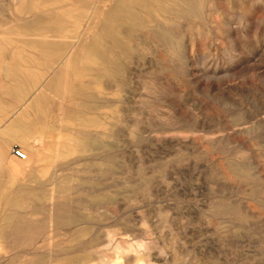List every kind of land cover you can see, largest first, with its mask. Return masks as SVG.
Wrapping results in <instances>:
<instances>
[{"label": "rangeland", "instance_id": "rangeland-1", "mask_svg": "<svg viewBox=\"0 0 264 264\" xmlns=\"http://www.w3.org/2000/svg\"><path fill=\"white\" fill-rule=\"evenodd\" d=\"M9 1L0 264H264V0Z\"/></svg>", "mask_w": 264, "mask_h": 264}, {"label": "bare ground", "instance_id": "bare-ground-1", "mask_svg": "<svg viewBox=\"0 0 264 264\" xmlns=\"http://www.w3.org/2000/svg\"><path fill=\"white\" fill-rule=\"evenodd\" d=\"M9 1V0H8ZM96 1H98V0H96ZM95 1V2H96ZM125 2H126V0H124ZM128 1V0H127ZM138 1V0H137ZM144 1V0H143ZM142 1V2H143ZM223 1V0H222ZM240 1V0H239ZM9 2H11V1H9ZM8 2V3H9ZM12 2H15L14 0H12ZM33 2V1H32ZM112 2V1H111ZM151 3H152V1H150ZM205 0H180V2L179 3H175V6H177V8H180V9H182V11L183 12H187V13H190V12H195V11H197V10H200V8L205 4ZM224 2V1H223ZM226 2V1H225ZM34 3V2H33ZM77 3H79V2H77ZM128 3V2H127ZM130 3V2H129ZM174 3V2H173ZM210 3V2H209ZM212 3V2H211ZM238 3V2H237ZM36 4V3H35ZM40 4V3H39ZM139 4V3H138ZM154 4V3H153ZM22 5V4H21ZM131 5V4H130ZM161 5V4H160ZM172 5V4H171ZM206 5V4H205ZM212 5V4H211ZM236 5V4H235ZM10 6V5H9ZM20 6V5H19ZM28 6V5H27ZM79 6H81V5H79ZM109 6V5H108ZM124 6V5H123ZM139 6V5H138ZM137 6V8H139ZM14 7H16V5L14 6ZM81 7H83V6H81ZM134 7V6H133ZM144 7V6H143ZM142 7V8H143ZM159 8H160V6H158ZM26 8V7H25ZM100 8V7H99ZM157 8V7H156ZM170 8V7H169ZM30 9V8H29ZM83 9V8H82ZM82 9H79V10H82ZM98 9V8H97ZM121 9V8H120ZM135 9V8H134ZM145 9V8H144ZM150 9V8H149ZM207 9V8H206ZM32 10V9H31ZM102 10V9H101ZM104 10V9H103ZM108 10V9H107ZM136 10V9H135ZM134 10V11H135ZM140 10H141V7H140ZM174 10V9H173ZM209 10V9H208ZM17 11V10H16ZM116 11V10H115ZM147 11V10H146ZM165 11H167L166 9H165ZM178 11V10H177ZM76 12H77V10H76ZM124 12V14H125V11H123ZM127 12L128 13H132V15H134L135 16V13L137 12V10L135 11V12H133V8H130V6H129V8H127ZM141 12V11H140ZM139 12V13H140ZM150 12V11H149ZM168 12V11H167ZM172 12V11H171ZM200 12V11H199ZM206 12V11H205ZM12 13H13V11H12ZM11 13V14H12ZM106 13V12H105ZM121 13V12H120ZM36 14V13H35ZM34 14V15H35ZM40 14V13H39ZM46 14V13H45ZM97 14H99V12L97 13ZM116 14H118V13H116ZM147 14V13H146ZM176 14V13H175ZM202 14V13H201ZM204 14V13H203ZM13 15V14H12ZM33 15V16H34ZM108 15V14H107ZM155 15V14H154ZM194 15V14H193ZM205 15H206V13H205ZM246 15V14H245ZM11 16V15H10ZM46 16V15H45ZM102 16V15H101ZM100 16V17H101ZM109 16H111V15H109ZM143 16V15H142ZM148 16V15H147ZM151 16H153V15H151ZM166 16H167V14H166ZM169 16V15H168ZM172 16H174V15H172ZM14 17H15V15H14ZM18 17V16H17ZM34 17H36V16H34ZM104 17V16H103ZM193 17V16H192ZM12 18V17H11ZM23 18V17H22ZM25 18H26V16H25ZM32 18V17H31ZM37 18V17H36ZM39 18V17H38ZM95 18V17H94ZM93 18V19H94ZM108 18V17H107ZM116 18V17H115ZM121 18H124V17H121ZM132 19L133 18H135V17H131ZM145 18V17H144ZM154 18V17H153ZM166 18V17H165ZM178 18V17H177ZM183 18V17H182ZM16 19V18H15ZM33 19V18H32ZM101 19H103L102 17H101ZM159 19V18H158ZM176 19V18H175ZM178 19H181V18H178ZM34 20V19H33ZM106 20V19H105ZM163 20H165V19H163ZM10 21V20H9ZM8 21V22H9ZM28 21V20H27ZM49 21V20H48ZM119 21H120V19H119ZM144 21V20H143ZM147 21V20H146ZM158 21V20H157ZM160 21V20H159ZM169 21H171V20H169ZM175 21V20H174ZM25 22V21H24ZM30 22V21H29ZM100 22V21H99ZM99 22H98V24H99ZM130 22V21H129ZM147 22H149V21H147ZM176 22V21H175ZM189 22V21H188ZM196 22V21H195ZM28 23V22H27ZM165 23H166V21H165ZM45 24H46V22H45ZM126 24V23H125ZM169 24H170V22H169ZM177 24H179V23H177ZM110 25V24H109ZM109 25H107L106 27H109ZM173 25V24H172ZM181 25V24H180ZM13 26V25H12ZM111 26V25H110ZM113 26V25H112ZM127 26V25H126ZM129 26V25H128ZM136 26V25H135ZM143 26V25H142ZM154 26V25H153ZM176 26V25H175ZM14 27V26H13ZM40 27V26H39ZM18 28V27H17ZM36 28V27H35ZM38 28V27H37ZM96 28V27H95ZM110 28V27H109ZM137 28V27H136ZM153 28V27H152ZM151 28V29H152ZM155 28V27H154ZM40 29V28H39ZM46 29V28H45ZM92 29V28H91ZM93 29H94V27H93ZM92 29V30H93ZM108 29V28H107ZM132 29V28H131ZM157 31H156V37H157V39L160 41V43H161V46H159V47H161V48H163L167 53H169L172 57H175V55L177 56H180L181 54H182V50H180V48H182V43L180 42V40H182V39H180V40H178L177 39V37L173 34V30L172 29H170V28H168L167 27V25L166 24H159V25H157ZM179 29V28H178ZM186 29H187V27H186ZM33 30V29H32ZM35 30V29H34ZM101 30V29H100ZM112 30H114V29H112ZM111 30V28H110V32L112 31ZM141 30H143V29H141ZM175 30V29H174ZM177 30V29H176ZM3 31V30H2ZM25 31V30H24ZM40 31V30H39ZM95 31V30H94ZM137 31H139V30H137ZM152 31V30H151ZM178 31V30H177ZM17 32V31H16ZM40 33V32H39ZM38 33V34H39ZM43 33V32H42ZM94 33V32H93ZM114 35L116 36L117 34H115L116 33V31L114 30ZM139 33V32H138ZM19 34V33H18ZM29 35H30V31H29V33H28ZM140 34V33H139ZM147 34V33H146ZM187 34V33H186ZM34 35L36 36V34H35V31H34ZM106 35H107V33H106ZM136 34H134V36H135ZM177 35V34H176ZM185 35V34H184ZM17 36V35H16ZM38 36H40V34L38 35ZM42 36V35H41ZM108 36V35H107ZM110 36V35H109ZM114 36V40H115V37ZM142 36V35H141ZM144 36V35H143ZM153 36V35H152ZM28 37V36H27ZM43 37H45L44 35H43ZM51 37V36H50ZM78 37V36H77ZM76 37V38H77ZM151 37V36H150ZM154 37V36H153ZM15 38V37H14ZM75 38V39H76ZM109 38H112L113 39V37L111 36V37H109ZM146 38V37H145ZM1 39V38H0ZM35 39V38H34ZM42 39V38H41ZM86 39V38H85ZM137 39V38H136ZM35 40H37V39H35ZM77 40V39H76ZM87 40H89V39H87ZM102 40V39H101ZM189 40V39H188ZM1 41V40H0ZM132 41V40H131ZM84 42V41H83ZM88 42V41H87ZM98 42V41H97ZM121 42V41H120ZM128 42V41H127ZM155 42V41H154ZM182 42H183V40H182ZM192 42V41H191ZM159 43V44H160ZM190 43V42H189ZM12 44V43H11ZM17 44V43H16ZM107 44V43H106ZM117 44H118V42H117ZM185 43H183V45H184ZM188 44V43H187ZM129 45V44H128ZM189 45V44H188ZM8 46V45H7ZM98 46H100L99 44H98ZM127 45L125 44V47H126ZM184 46H186V44L184 45ZM96 47V46H95ZM110 47V46H109ZM118 47V46H117ZM159 47H158V49H159ZM187 47V46H186ZM186 47H184V48H186ZM103 48V47H102ZM114 48V47H113ZM118 48H120V47H118ZM160 48V49H161ZM105 49V48H104ZM112 50V49H111ZM121 50V49H120ZM119 50V51H120ZM162 50V49H161ZM95 51H97V49L95 50ZM115 51V50H114ZM122 51V50H121ZM160 51V50H159ZM181 53H180V52ZM186 51V50H185ZM185 51H183V52H185ZM108 52V51H107ZM165 54V53H164ZM168 55V54H167ZM69 56V55H68ZM71 56V55H70ZM107 56H109V55H107ZM117 56V55H116ZM123 57V56H122ZM103 59H105V57L103 58ZM120 59V58H119ZM172 59V58H171ZM180 59H182V58H180ZM168 60V59H167ZM174 60V59H173ZM162 61V60H161ZM169 61V60H168ZM99 62V61H98ZM185 62V61H184ZM103 63H104V61H103ZM106 63V62H105ZM104 63V64H105ZM100 64V63H99ZM120 64V63H119ZM108 66V65H107ZM7 67V66H6ZM5 67V68H6ZM96 67V66H95ZM104 67V66H103ZM106 67V66H105ZM23 68V67H22ZM102 68V67H101ZM114 68V67H113ZM7 69V68H6ZM98 69V68H97ZM100 69V68H99ZM105 69V68H104ZM107 69V68H106ZM115 69V68H114ZM12 70V69H11ZM9 71V70H8ZM7 71V72H8ZM19 71H22V70H19ZM116 71V70H115ZM118 71V70H117ZM116 71V72H117ZM99 72V71H98ZM119 72V71H118ZM26 73V72H25ZM102 73V72H101ZM23 74V73H22ZM29 74V73H28ZM27 74V75H28ZM106 74V73H105ZM13 76H14V74H12ZM103 75V74H102ZM101 75V76H102ZM106 76V75H105ZM12 76H10L9 78H11ZM17 77V76H16ZM29 77V76H28ZM18 79V78H17ZM144 88V87H143ZM154 89V88H153ZM152 94L153 95H155L156 93H154V90L152 91ZM158 101V100H157ZM56 104V103H55ZM68 106V105H67ZM66 106V107H67ZM69 107V106H68ZM5 113V112H4ZM7 115V114H6ZM160 116V115H159ZM242 116V115H241ZM64 117H66L65 115H64ZM44 118V117H43ZM156 118V117H155ZM66 120V119H65ZM242 120V119H241ZM16 121V120H15ZM19 121V120H18ZM235 122V121H234ZM12 124V123H11ZM14 124V123H13ZM236 124L237 125H239V124H242V123H237L236 122ZM244 124V123H243ZM17 125V124H16ZM62 125V124H61ZM261 127V126H260ZM258 129H259V127L258 126H255V125H252V127H250V128H246L245 129V131H249V132H251V134L255 131H258ZM178 133V132H177ZM259 136V135H258ZM171 139H172V141L173 140H176V141H186V139H187V137H185V136H173V137H171ZM258 139V138H257ZM7 140V139H6ZM190 141V140H189ZM258 141V140H257ZM6 142V141H5ZM12 142V141H11ZM8 143V142H7ZM172 143V142H171ZM176 143H179V142H176ZM184 143V142H183ZM228 143V142H227ZM9 144V143H8ZM170 144V143H169ZM27 145V144H26ZM153 147V146H152ZM25 150L26 151H29L30 149H28V145L25 147ZM30 153H31V151H30ZM240 153H241V151H240ZM32 154V153H31ZM239 156H235L234 158H232V160H231V165L229 166L230 168H231V171L232 172H245L246 174H247V167H249V165L248 166H244V158H243V156H244V154L241 156L240 154H238ZM15 156V155H14ZM29 156V154L27 155V157ZM243 158H241V157ZM245 157V156H244ZM19 159H21V158H19ZM22 160H25V159H22ZM246 161V160H245ZM251 168V167H250ZM240 171H239V170ZM250 170V169H249ZM229 171V170H228ZM250 172V171H249ZM225 173H227V172H224V174ZM237 174V173H236ZM233 177V176H232ZM245 177H247V176H245ZM251 177V174H250V176H249V178ZM234 179V178H233ZM232 179V180H233ZM251 179H252V177H251ZM248 180V179H247ZM250 180V179H249ZM237 181V180H236ZM54 191H55V189H54ZM56 193V192H55ZM54 194V193H53ZM58 195V194H57ZM55 197V196H54ZM53 197V198H54ZM86 205H87V203H86ZM53 206V205H52ZM61 207V206H60ZM221 207V206H220ZM52 209V208H51ZM53 210V209H52ZM222 211V210H221ZM56 214V213H55ZM51 219H52V217H50ZM228 218V217H227ZM231 217H229V219H230ZM234 219V218H233ZM235 219H237V217L235 218ZM52 220H54V219H52ZM33 222V221H32ZM34 223V222H33ZM89 223V222H88ZM55 224V223H54ZM31 226V225H30ZM29 227V226H28ZM38 227V226H37ZM50 227H52L51 225H50ZM22 229V228H21ZM23 230V229H22ZM16 231V230H15ZM12 232V231H11ZM23 232V231H22ZM31 232H33V231H31ZM34 233V232H33ZM26 234V233H25ZM30 234H32V233H30ZM24 235V234H23ZM34 235V234H33ZM113 235V234H112ZM111 235V236H112ZM114 237V236H113ZM28 238V237H27ZM140 243H142L143 244V242H140ZM147 242H144V244H146ZM113 244V243H112ZM117 244H119V243H117ZM137 245L138 246V248H142V250L144 249V251H145V249H147L146 248V246L143 244V245ZM115 245V244H114ZM135 245V244H134ZM146 245H149V244H146ZM120 246H121V244H120ZM145 246V248H143ZM148 247V246H147ZM113 248V247H112ZM111 249V248H110ZM122 249V248H121ZM123 249H124V247H123ZM132 249V248H131ZM120 250V249H119ZM124 250H126V249H124ZM139 249H137V251H138ZM148 250H149V247H148ZM148 250H147V252H148ZM115 251V250H114ZM118 251V250H117ZM123 251V250H122ZM119 252V251H118ZM121 252V251H120ZM146 252V251H145ZM147 252H146V254H147ZM131 253V252H130ZM118 254V253H117ZM129 254V253H128ZM141 254V253H140ZM111 256V255H110ZM103 257V256H102ZM109 257V256H108ZM103 258H105V257H103ZM111 259L113 258V257H110ZM100 259H101V257H100ZM114 259V258H113ZM110 259H108L107 261H108V263L110 262L109 261ZM112 262H113V260H111ZM147 261V260H146ZM142 262H143V260H142ZM103 264H106V261H105V263H103Z\"/></svg>", "mask_w": 264, "mask_h": 264}, {"label": "built area", "instance_id": "built-area-1", "mask_svg": "<svg viewBox=\"0 0 264 264\" xmlns=\"http://www.w3.org/2000/svg\"><path fill=\"white\" fill-rule=\"evenodd\" d=\"M12 152L18 158L27 159V153L23 149H21L17 146L13 147Z\"/></svg>", "mask_w": 264, "mask_h": 264}]
</instances>
